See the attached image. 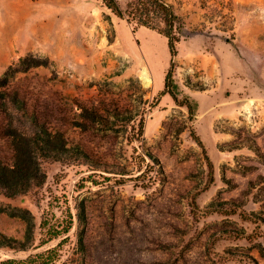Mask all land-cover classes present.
Masks as SVG:
<instances>
[{
    "label": "rangeland",
    "instance_id": "rangeland-1",
    "mask_svg": "<svg viewBox=\"0 0 264 264\" xmlns=\"http://www.w3.org/2000/svg\"><path fill=\"white\" fill-rule=\"evenodd\" d=\"M165 1L185 26L169 91L192 110L163 93L156 32L100 0H0V76L26 108L0 101V160L12 129L67 148L39 158L42 185L0 192V261L55 248L51 264H264V0ZM19 211L35 225L23 249ZM45 214L68 233L47 241Z\"/></svg>",
    "mask_w": 264,
    "mask_h": 264
},
{
    "label": "trees",
    "instance_id": "trees-1",
    "mask_svg": "<svg viewBox=\"0 0 264 264\" xmlns=\"http://www.w3.org/2000/svg\"><path fill=\"white\" fill-rule=\"evenodd\" d=\"M100 1L103 7L117 19L125 21L128 25L134 26V28L154 31L165 38L170 62L169 69L164 76L163 93L169 94L175 103L185 105L189 110H192L191 106L188 107V101L179 102L177 97L169 91L173 73V60L177 54L176 44L183 37L185 31L184 23L173 6L165 0ZM20 65L32 67L40 64L34 59L24 58L20 61ZM8 80L9 76L7 73L0 76V101H2V107L4 110L9 109L12 113L22 116L26 113L25 105L16 92L10 93L8 91ZM172 87L176 89L175 86ZM35 131L33 134H26L12 129L7 135L12 152V163L9 165L0 160V192L7 198L26 194L34 187L43 184L45 174L40 168L39 158L59 160L58 158L67 152L62 137L57 133L52 134L45 129H35ZM19 212H23L27 216H21L25 222V241L21 243V248L23 249L27 242L32 240L35 225L34 219L29 212ZM46 215H43L39 228L44 230L47 241L58 239L68 233L70 222L66 225L58 221L50 223ZM70 216L68 213L69 221H71ZM0 238L2 239H0V247L11 248L9 244L11 240L4 236H0ZM57 258L58 252L53 248L40 254L31 255L25 260L8 259L0 261V264H51Z\"/></svg>",
    "mask_w": 264,
    "mask_h": 264
},
{
    "label": "bare ground",
    "instance_id": "bare-ground-1",
    "mask_svg": "<svg viewBox=\"0 0 264 264\" xmlns=\"http://www.w3.org/2000/svg\"><path fill=\"white\" fill-rule=\"evenodd\" d=\"M143 81H144V83H145L146 85L149 84V80L146 78V76H144Z\"/></svg>",
    "mask_w": 264,
    "mask_h": 264
}]
</instances>
